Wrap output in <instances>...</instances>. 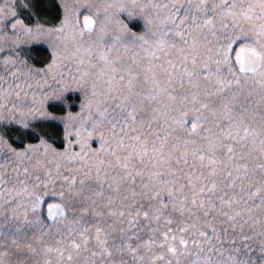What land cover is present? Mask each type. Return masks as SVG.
Instances as JSON below:
<instances>
[{
    "label": "snow or ice",
    "instance_id": "6c2138e0",
    "mask_svg": "<svg viewBox=\"0 0 264 264\" xmlns=\"http://www.w3.org/2000/svg\"><path fill=\"white\" fill-rule=\"evenodd\" d=\"M0 264H264V0H0Z\"/></svg>",
    "mask_w": 264,
    "mask_h": 264
}]
</instances>
